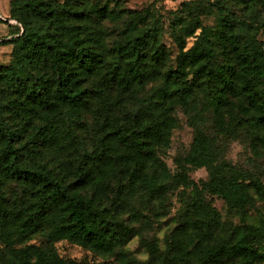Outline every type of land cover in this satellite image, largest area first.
Masks as SVG:
<instances>
[{"label":"trees","instance_id":"1","mask_svg":"<svg viewBox=\"0 0 264 264\" xmlns=\"http://www.w3.org/2000/svg\"><path fill=\"white\" fill-rule=\"evenodd\" d=\"M74 1L10 2V16L23 25V32L12 40V63L0 66V264H81L58 258L54 244L68 241L104 253L135 236L134 229L114 220L107 204L119 208L130 204V188L148 197L161 195L159 178L149 176L146 168L154 159L153 148L167 147L175 126L164 103L186 107L187 97L198 100L204 94L211 100L222 134L229 135L237 126L240 113L264 126L263 44L245 31L252 25L236 24L224 16L214 27H202L188 49L179 44L175 67L164 73V86L158 91L160 102L124 115L117 127L103 124L97 146L81 156L76 167L57 173L25 165L18 144L26 131L19 129V121L33 123L34 105L51 120L66 109L84 107L91 97L87 84L101 73L105 89L112 83L123 93L137 95L158 78L165 64V47L145 15L126 12L121 16V12ZM238 1L252 7L259 4L264 10V0ZM93 15L126 19L111 58L100 33L87 23ZM213 48L219 50L220 60ZM39 126L42 140L61 147L65 133L58 125ZM184 161L206 169L207 193L238 215L239 226L225 233L218 211L194 186L177 226L164 238L163 249L156 239H140L145 260L136 259L130 251H118L112 263L101 264H264V215L257 212V222H247L248 210L256 201L264 202V185L240 180L232 169L217 163L209 140L201 133L193 138ZM176 179L188 183L185 175ZM9 182L21 184L23 199L6 200L4 189ZM37 235L45 238L44 248L27 243Z\"/></svg>","mask_w":264,"mask_h":264},{"label":"rangeland","instance_id":"2","mask_svg":"<svg viewBox=\"0 0 264 264\" xmlns=\"http://www.w3.org/2000/svg\"><path fill=\"white\" fill-rule=\"evenodd\" d=\"M11 1L0 0V66L3 67L12 63V40L23 32V25L10 16ZM55 1L63 3L68 0ZM74 3L96 9L106 8L107 12H121V16L126 12L145 15L149 26L157 29L158 39L165 47V64L158 78L147 83L144 90L137 95L123 93L112 83L105 89L102 83L104 74L101 73L88 82L91 97L84 107L73 111L66 109L61 117L51 120L42 108L34 105L36 110L33 123L26 125L19 121V129L25 130L26 134L19 139L18 144L23 153V163L32 168L64 173L65 168L76 167L80 157L89 154L97 146L103 124L117 127L122 124L124 115L143 105L159 103L158 91L164 86V73L175 67L179 44L188 49L200 35L202 27H214L221 17L228 16L236 24L252 25V28L247 27L245 31L254 35L264 48V10L259 4L252 7L238 0H220L214 4L203 0H76ZM87 23L93 31L100 33L104 50L111 58L114 47L122 39L126 19L114 21L93 15ZM191 32L193 34L190 35ZM213 53L216 60H220L217 48H213ZM164 107L175 120V126L169 136L168 146H155L154 159L146 168L149 176L159 178L163 187L161 195L158 198L148 197L141 191L130 188V204H124L120 208L106 205L114 220L134 229L136 235L122 244L112 246L111 250L104 253L94 252L68 241H59L54 244L58 258L81 264L112 263L115 253L130 251L136 259L145 260L147 255L139 246V240L156 239L163 249L164 238L177 226V217L188 205L194 186L201 190L204 200L218 211L220 228L225 233H230L239 226L238 215L228 211L219 197L207 193L206 169L189 166L184 159L193 138L201 133L209 140L217 163L232 169L240 180H256L264 185V126L257 124L251 116L240 113L237 126L229 135L222 134L216 125L211 100L204 94H200L198 100L187 97L186 107L176 102L164 103ZM47 123L58 125L65 133V138L60 140L61 147L40 138L43 133H38L39 125ZM180 174L187 177L188 183L177 181L176 176ZM112 188L115 191V185ZM4 190L8 202L21 200L26 195L20 183L18 185L9 182ZM257 212L264 215V202L256 201L254 207L248 210V223L257 222ZM219 235L222 236L221 232ZM27 243L44 248L46 240L37 235Z\"/></svg>","mask_w":264,"mask_h":264}]
</instances>
